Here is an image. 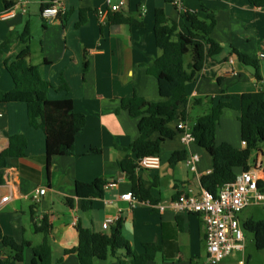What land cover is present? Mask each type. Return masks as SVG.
<instances>
[{
	"label": "crops",
	"instance_id": "1",
	"mask_svg": "<svg viewBox=\"0 0 264 264\" xmlns=\"http://www.w3.org/2000/svg\"><path fill=\"white\" fill-rule=\"evenodd\" d=\"M58 1L66 11L52 22L42 19L38 3L29 5L25 14L19 12L12 20H0V59L13 60L22 51L18 37L29 27L32 35L29 61L39 67L41 77L52 85L49 100L72 101L74 111L85 116L86 125L76 138L74 155L55 157L48 168L45 134L30 127L26 105L0 103V154L13 136L24 135L28 141L26 157L4 171V183L0 186L3 236L13 238L19 245L29 243L22 264H32L33 249L44 240V236L36 232V224L40 225L46 218L52 227V264H79L76 254H66L79 244L77 226L109 234L110 231H103L102 224L107 215L114 214L124 221V236L138 255L144 253L145 244L160 247L155 260L148 264H200L207 253L202 217L176 213L169 205L183 192L201 194V178L212 171L210 154L196 143L184 145L179 133L173 139H163L160 169L138 171L144 180L154 185L152 204L139 203L133 208L122 199L123 195L131 193L132 185L118 167L121 150L139 137L141 120L120 110L121 100L134 95L152 102L165 100L160 96L157 79L147 73V66L162 56L154 32L156 11L163 10L184 33L188 23L167 0H125L117 13L142 23L141 26L113 24L109 17L115 13L110 11L106 0ZM119 1L113 0V4ZM183 11L192 12L203 20L213 13L216 28L211 38L221 48V53L211 56L207 47L202 73L186 86L189 101L212 98L215 103L222 99L230 103L232 108L223 111L217 127L216 145L227 143L243 150L239 99L247 93L264 94V58H261L264 55V7H256L247 0H183ZM100 12L104 13L102 18ZM12 34L15 38L11 45L2 48ZM234 51L258 61L260 79L256 78L258 71L241 63ZM64 84L67 90L61 88ZM13 89V80L2 65L0 91ZM209 107L210 103L205 101L191 108L190 120L192 112L198 110L196 120ZM179 122V119L174 121L170 127L175 130ZM187 123L191 127L192 123ZM175 152H186L187 160L171 167L169 161ZM263 152L264 144H261L260 150L251 156L250 167L259 171L264 182ZM192 155L199 157L196 170L187 163ZM258 167L261 168L256 169ZM96 180L116 181L118 186L105 190L103 199H94L93 208L83 211L79 207L76 183L89 184ZM40 189H45L46 194L36 204L33 196ZM4 197H10L9 201L3 203ZM159 205L167 209L161 212ZM120 209L123 210L121 215ZM249 219L264 221V210L251 207L239 215L242 227ZM246 243L254 248L249 253ZM254 252L264 250L256 249L254 235L252 240L245 235V251L234 252L222 264H253ZM11 254L0 242V257L6 259ZM124 254V251L118 253ZM94 264L120 263L110 257L105 261L94 260Z\"/></svg>",
	"mask_w": 264,
	"mask_h": 264
},
{
	"label": "trees",
	"instance_id": "2",
	"mask_svg": "<svg viewBox=\"0 0 264 264\" xmlns=\"http://www.w3.org/2000/svg\"><path fill=\"white\" fill-rule=\"evenodd\" d=\"M171 3V0H167ZM224 1V0H212ZM256 7H264V0H247ZM12 3L0 0V12L8 10ZM182 18L188 23L187 32L180 31L176 22L170 20L163 10L155 14V39L162 56L147 66V73L158 81L159 93L164 101L152 102L134 95L121 100L120 110L128 112L135 119L140 118L139 137L126 149H122V157L118 161L119 169L127 176L132 185L131 193L140 203L152 204L153 183L142 178L138 172L137 162L151 156H159L163 139H173L180 132L172 129L170 124L178 119L191 122L189 111L191 108L205 101L210 103L208 111L197 118L191 125V133L195 143L206 150L212 158L211 173L201 178L202 189L216 197L226 185L235 182L238 170L250 171V159L254 152L260 150L264 144V94L247 93L240 97L241 139L246 142L243 150L224 143L216 145V132L226 108H232L228 102L204 98L189 101L186 86L198 78L202 73L207 54L214 56L221 53V48L211 38L216 28V18L213 13L203 20L192 12H181ZM113 24H131L141 26L142 23L126 18L119 13L110 15ZM82 23L85 18L82 14ZM14 35H10L2 48H8ZM22 44V51L13 60L0 59V73L3 65L11 76L14 89L9 92L0 91V103H24L30 127L40 129L46 137V154L48 168L52 159L60 156H73L77 136L86 125V118L74 111L70 100L51 101L48 93L52 85L45 81L39 72V67L30 63V43L32 35L29 27L18 37ZM238 60L254 67L259 76L258 61L247 55L234 51ZM191 54L192 60L185 65V57ZM62 89L67 87L62 85ZM225 98V97H223ZM226 99H230L227 97ZM183 107V111L180 108ZM159 135L158 138H154ZM28 141L24 135L10 138L8 147L0 154V186L4 183V171L14 166L26 157ZM264 154V152H263ZM187 160L186 152H175L169 161L171 167ZM105 181L96 180L93 183H76V190L80 198L79 207L83 211L93 208L94 199H103L105 195ZM264 190V182H259ZM122 219L111 228L109 234H100L82 225L77 226L79 244L66 254H76L79 264H94V260L105 261L110 257L116 258L120 264H148L155 260L161 251L157 244L144 245V253L134 252L131 243L123 233ZM243 228L254 235V242L258 251L264 250V221L249 219ZM36 232L44 236L43 243L35 247V259L32 264H52V249L50 236L52 227L44 218L40 225L36 224ZM0 242L12 252L6 259L0 257V264H22L24 251L29 243L17 244L11 237H4L0 229ZM124 251V255H118Z\"/></svg>",
	"mask_w": 264,
	"mask_h": 264
},
{
	"label": "built area",
	"instance_id": "3",
	"mask_svg": "<svg viewBox=\"0 0 264 264\" xmlns=\"http://www.w3.org/2000/svg\"><path fill=\"white\" fill-rule=\"evenodd\" d=\"M12 3L8 10L0 12V20L9 21L16 18L20 13L25 14L28 6L33 3L41 5V17L46 22H52L64 15L65 8L58 0H7ZM172 5L180 12L183 11V0H171ZM106 4L113 13L120 12L125 5V0H120L113 4V0H106ZM100 18L104 16L99 13ZM264 58V55L261 56ZM176 129L180 132L181 141L184 145L195 143L191 133V128L187 122L180 121ZM246 147V142H243ZM199 161L197 155H192L187 161L192 170H196ZM138 171L157 170L161 167L159 156H151L137 162ZM258 167L256 169H260ZM258 170L241 172L235 182L224 186L216 197L209 192L202 190L199 196L190 192H183L177 200L173 201L169 207L179 214H195L202 217L206 226V243L208 262L206 264H222L234 252L245 251V235L243 227L239 221V215L251 207H259L264 210V190L260 188L259 182H263ZM118 186L116 181L106 182L104 189H113ZM46 194L45 189L36 191L33 200L36 204L41 202V197ZM10 197H4L3 203L8 202ZM122 199L130 203L133 208L139 204V200L132 193L122 196ZM148 204V203H147ZM161 212L167 209L166 206L159 205ZM122 209L119 210L121 215ZM120 216L109 214L106 216L102 229L105 232L111 230Z\"/></svg>",
	"mask_w": 264,
	"mask_h": 264
},
{
	"label": "rangeland",
	"instance_id": "4",
	"mask_svg": "<svg viewBox=\"0 0 264 264\" xmlns=\"http://www.w3.org/2000/svg\"><path fill=\"white\" fill-rule=\"evenodd\" d=\"M192 60V56L191 54H188L186 57H185V64L191 62ZM207 112V111H206ZM199 114L198 110H195L194 112L191 113V123L193 124L196 116ZM244 235H246V237H248V239L252 240V237H253V234L250 233V232H247L246 230H244ZM248 244L247 247H248V253L251 252L254 248H252V245L250 243H246ZM254 257H253V264H264V252H257L255 253L254 252ZM208 262V258H207V253L205 252V254L203 255L201 261H200V264H203V263H207Z\"/></svg>",
	"mask_w": 264,
	"mask_h": 264
}]
</instances>
